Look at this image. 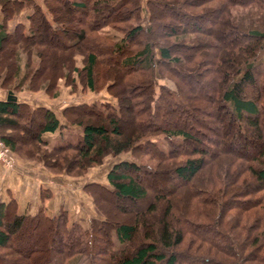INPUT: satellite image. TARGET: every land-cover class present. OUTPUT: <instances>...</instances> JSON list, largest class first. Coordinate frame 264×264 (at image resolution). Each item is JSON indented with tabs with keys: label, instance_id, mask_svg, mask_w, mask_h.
<instances>
[{
	"label": "trees",
	"instance_id": "obj_1",
	"mask_svg": "<svg viewBox=\"0 0 264 264\" xmlns=\"http://www.w3.org/2000/svg\"><path fill=\"white\" fill-rule=\"evenodd\" d=\"M192 1L145 0L142 18L140 0H0V88L13 96L22 86L54 95L62 78L91 90L106 83L116 101L114 106L96 101L64 105L60 121L41 103L4 97L0 138L9 149L72 175L126 150L154 160H118L106 171L107 184H85L95 204L101 193V198L108 194L126 200L114 206L125 213L117 222L103 210L102 218H90L83 226L68 222L64 208L48 214L39 204L32 212L19 211L12 195L0 198V264H16L18 258L26 264H264V12L238 17L228 8L238 0H206L213 7L194 15L185 7ZM253 1L264 11V0ZM23 8L27 11L19 19ZM76 9L87 13L79 15ZM66 17L78 28L59 44L52 61L53 51L37 45L36 37L39 30L49 37L68 32ZM220 22L228 24L222 35L235 31L237 37L224 49L217 47L214 57L213 51L205 56L198 50L203 39L197 34L212 30L209 36L217 41L213 32ZM75 54L82 56L80 66ZM214 62L203 82L208 91L200 87L201 96H189L187 78L194 71L204 75L206 64ZM167 73L175 88L159 86L155 94L154 80ZM209 104V115L225 122L220 135L226 145L221 147L205 135L204 129L211 128L205 116L190 114ZM125 107L135 109L134 117L126 116L127 129L119 125ZM175 108L187 110L186 118L172 120L168 114ZM56 129L52 143L42 136ZM200 135L209 143L184 150ZM157 136L167 143L165 149L152 139ZM29 137L33 141L25 142ZM167 169L182 187L156 190L154 181L166 179ZM140 171L148 178H140ZM49 192L41 187L39 198ZM135 202L142 207L128 212ZM38 245L41 250L31 257Z\"/></svg>",
	"mask_w": 264,
	"mask_h": 264
},
{
	"label": "rangeland",
	"instance_id": "obj_2",
	"mask_svg": "<svg viewBox=\"0 0 264 264\" xmlns=\"http://www.w3.org/2000/svg\"><path fill=\"white\" fill-rule=\"evenodd\" d=\"M37 2H40V0H35ZM228 2V0H226ZM240 2V4H236V5H231L228 6L229 9H231L232 14H236L238 15H242V14H246L249 13L251 14L250 17L256 16L258 13L260 12H264L263 8L258 6L257 7V3H255L253 0H238ZM141 5H142V11H141V15L142 18H144L145 14V10H144V3L145 0H140ZM194 4L193 6H185L186 9L188 11H190L192 14H198L200 12H202L203 9L205 8H210L213 7L212 3L206 0H194L192 1ZM226 2V4H227ZM27 8H23L21 10V12L18 14V18L22 19L23 18V14L26 13ZM78 12V14H86L87 10H80V9H76L75 12ZM84 11V12H82ZM70 13H72L73 16V10L69 11ZM225 16V14H221V17ZM227 17V15L225 16ZM239 17V16H238ZM67 22H69V29L68 32L66 33H61L59 35H57L56 37H49L48 35H45L44 33H42L43 31L39 30V34L36 37L38 40L37 45H43L45 46V51H47V49H51L52 54L50 57V60L53 61V58L55 59V57L57 56V51L60 48L59 44L65 41L70 40L71 38H73V34L74 31L78 28L77 23L74 22V20L71 17H66L65 18ZM196 20V19H195ZM198 23H200L202 25V27H209L210 23L206 22V21H197ZM8 24H12V19H10V22L8 20ZM228 24H226L225 22H220L219 25L216 27L217 29L220 27V29L217 31L216 28L213 32V35L216 37L217 41L212 39L209 35L211 34L212 30H209L204 36H202L203 34H197V37H202V46L199 47L198 50H200L202 54H204L205 56L210 55L209 52L213 51V57L217 54V49H224L225 45H227V42H230V39H235L237 37V34L235 31L227 33V34H223L222 35V30L226 28ZM211 29V28H210ZM44 34V36H43ZM208 35V36H207ZM205 36H207L206 38H204ZM171 42L173 41H178V37H170L169 39ZM183 41V40H182ZM175 48L179 49L178 43H175ZM214 47V49H211V47ZM219 47V48H217ZM42 48V47H41ZM217 48V49H216ZM5 51V50H4ZM182 52H186L185 48H182ZM221 55V54H220ZM75 64L77 66L81 65V61H82V56L80 54H75ZM59 61L61 62L62 59H59ZM206 61V60H205ZM212 61V60H210ZM215 64H217L216 62L213 63H209L206 64L208 69L206 70V67L204 68L206 70V73L204 75H202V73H198L196 71H194V73L191 74L190 78H187L188 83L186 86V92L189 93V96L191 97H196V96H201L202 92L199 91L200 87H203L204 84V80L207 79L205 75L209 74V72L211 71V68L214 69ZM210 65V66H209ZM212 65V67H211ZM204 67V66H202ZM203 69V68H202ZM202 69H198V71H201ZM174 70V69H173ZM172 72V71H171ZM173 73V72H172ZM199 74V75H198ZM204 76V77H203ZM110 77V76H109ZM202 78H204L202 80ZM14 81V80H13ZM77 81V80H76ZM75 81V85L72 84H68L65 83L64 80L62 78H59L57 80V89H56V93L54 95H48L46 94V91L43 88H38V89H29L25 86L16 88L14 90V99L17 96L20 97H30L32 102L31 104L34 105V103H46L48 104L45 105L46 107H49L50 109L53 110V112L56 114L57 118L60 121H64L63 116L61 115V108L64 105L67 104H73L76 102H92V101H96V102H106L109 103L110 105H115V97L109 93L106 89V83L99 85V88L96 90H91L87 87H85L82 83L80 82H76ZM154 83V92L155 94L159 93V86H163L169 89H174V81L171 74L167 73L162 77H157ZM119 86V85H118ZM122 89L120 87L116 86V89ZM2 89V88H1ZM203 92H207L208 89L207 87H203ZM10 90V89H7ZM7 90L2 89L3 91V97L6 96ZM141 92H139L140 95L144 94L143 90H140ZM12 92V91H11ZM49 93H52V90L49 91ZM203 98V97H202ZM139 102H141V100H139ZM30 104V103H29ZM30 104V105H31ZM44 105V104H43ZM211 104H209V106H207L205 108V106L203 107V112L205 113L203 115V112H201V110L199 112H195V111H191V115L193 117H200V116H205V120L206 123L208 124L209 127L208 129H204V133L208 138H214V140H216L213 144L215 146H224L226 145V140H224V138L221 137L220 133L221 131L224 129L225 127V122H218L216 121V119L209 115V111L208 108H210ZM143 108V107H142ZM141 108V109H142ZM139 109V111H137L136 113H140L142 112V110ZM126 110V111H125ZM123 110V120H121L122 122L119 123V125L124 128L127 129V122H126V116L128 117L132 114V117H134V110H131L130 107V111L128 109ZM208 113H207V112ZM187 110H183L182 108H175L173 109L168 116L174 120V119H181V118H186L187 116ZM124 121V123H123ZM189 121V120H188ZM189 124V122H188ZM190 124H193V129H196L197 131L199 130V126L196 125V122L194 120H192V122H190ZM195 125V126H194ZM198 126V127H197ZM72 128H74L72 126ZM63 130L62 132H66L67 129H61ZM75 130V129H73ZM264 130V129H263ZM56 133L59 131L58 129L55 130ZM53 131V132H55ZM195 131L193 132L195 135V137H197L198 132ZM51 132V133H53ZM264 132V131H263ZM43 137H45L42 134ZM58 137V135L56 136H52V137H45L47 139H49V142L52 143L56 138ZM159 138L156 137H152V139H155L158 143V145L162 148L165 149L167 147V143L165 141L162 140L161 136H157ZM33 137H29L28 139H26L27 141L25 142H31L33 141L32 139ZM198 142L191 144V142L187 143V146L185 147L184 150H188L190 149L191 146H195V147H204V143H209V141L205 138H203V136L200 135V137H198ZM206 147V146H205ZM253 147V146H252ZM255 148V147H253ZM181 150V149H180ZM13 153V152H12ZM14 155V161L11 165H6L0 162V164L2 165L3 168H5V170L7 171H14V176L16 178V176H18L19 179H24L26 176V179L31 180L33 182V187H32V191H33V195H38L39 198V191L40 188H44L49 190L50 194L48 195V197L43 198L42 200L39 198V200H41V202L45 199H47L49 206H51V209H55L56 210L61 207L64 208L66 210L67 213V218H68V222L70 221H77L79 222L81 225L83 226H88L89 224V219L90 218H102L103 217V213L101 211H106L108 218L110 219L111 222H117L119 221V219L125 218V213L124 212H119L116 209H114L115 205H122L125 204L126 205V200H119L116 198H111L108 194H104L102 195V198L100 197V195L102 194H98V196H96L97 202H98V206H96V204L93 202L92 200V195L87 192L86 190H84V186L86 183H88L89 181H96L102 184H107V179L105 177L106 171L107 169L116 161L118 160H122V159H127V160H135L136 162H150L153 163L154 160L147 155V153H143L138 152L136 157L131 155V153L126 150V151H122L119 152L115 155H111V154H107L105 155L101 161L98 164H94V165H90L88 167H86V169L81 172V174H76V175H72V174H67L64 170L62 169H56V170H52V169H48L47 167H45L41 162L36 161V160H28V159H24L27 160L25 161L27 165H23L20 169V172L18 171L17 173L14 170L15 165H17L16 161V155L13 153ZM19 158V157H18ZM22 159V158H20ZM156 168L158 170L163 169V165H159L156 166ZM164 168H166L164 166ZM167 172L165 173L167 175V178H161L157 181H154V184L157 183L156 185H154V188L156 190L159 189H167L170 188V186H177V188L182 187L181 185H177L178 183H182L180 182V179L176 178L174 176V174L172 173H168V169L166 170ZM168 173V174H167ZM16 174V175H15ZM138 175L140 178H142L143 176L147 177L145 172L140 171L138 172ZM148 178V177H147ZM7 183V184H6ZM185 184V183H183ZM190 184H193V181L190 182ZM5 185L11 187L10 182H0V198L2 199H7L8 195H12L16 201L17 198L15 196V190L13 188H11L12 190L9 191L6 190ZM188 185V184H185ZM187 187V186H185ZM155 191V190H154ZM4 194H7V196L5 197ZM257 194V193H255ZM150 195V194H149ZM179 196V195H178ZM30 200L32 197H29ZM36 198V197H34ZM17 205H18V201H17ZM43 206V204H40ZM251 205V204H249ZM46 206V207H49ZM124 206V205H122ZM142 207L141 202H135L131 207L127 208L129 211L128 212H134L137 211L139 208ZM44 208V206H43ZM19 209V207H18ZM19 211H26L25 209L23 210H19ZM45 211V210H44ZM30 212V211H28ZM52 212V213H55ZM52 213H48V214H52ZM127 215V214H126ZM61 234V233H60ZM59 236V233L56 235H53V240L54 242H56V237ZM11 240L15 239V235L11 236ZM26 239L24 238V236H21V239ZM41 246H35V251L33 252V254H31V257L36 255V253L38 252L37 250H41ZM61 248L63 249V245L61 244ZM16 264H26V262L24 260H21L20 258H18V261H16Z\"/></svg>",
	"mask_w": 264,
	"mask_h": 264
},
{
	"label": "crops",
	"instance_id": "obj_3",
	"mask_svg": "<svg viewBox=\"0 0 264 264\" xmlns=\"http://www.w3.org/2000/svg\"><path fill=\"white\" fill-rule=\"evenodd\" d=\"M10 22V20H9ZM10 25V24H9ZM4 98L3 97V91L2 89L0 88V99ZM18 100H23V101H27L28 103L31 104L32 100L30 97H20V96H17L16 97ZM41 104H44V105H47L46 103H42V102H39ZM39 103H34L35 104H39ZM32 105V104H31ZM43 135L45 137H52V136H56L57 133L56 131L51 133V132H45L43 133ZM27 160H24V159H20L18 157H16V163L17 165H15L14 167V170L15 172L17 173L18 171L20 172V169L23 165H27L26 162ZM29 162V161H27ZM16 175V174H15ZM3 181V182H7L9 181L10 182V185L11 187L5 185L6 187V190H9L11 191L13 188L16 192H15V196L17 198V201H18V207H19V210H23L25 209L26 211H34L36 209V207L39 205V204H43L44 206V210L46 213H52V212H55V209H51V206H49L48 204V201L47 199L43 200L41 202V200H39L38 198V195H33V191H32V187H33V182L31 180H28L26 179V176L24 179H19L18 176H14V171H7L5 170V168L2 167V165L0 164V182ZM7 184V183H6ZM5 197L7 196V194H4ZM31 200L29 197H32ZM36 197V198H34ZM46 206H49V207H46Z\"/></svg>",
	"mask_w": 264,
	"mask_h": 264
},
{
	"label": "built area",
	"instance_id": "obj_4",
	"mask_svg": "<svg viewBox=\"0 0 264 264\" xmlns=\"http://www.w3.org/2000/svg\"><path fill=\"white\" fill-rule=\"evenodd\" d=\"M14 161V155L9 147L0 138V162L11 165Z\"/></svg>",
	"mask_w": 264,
	"mask_h": 264
},
{
	"label": "water",
	"instance_id": "obj_5",
	"mask_svg": "<svg viewBox=\"0 0 264 264\" xmlns=\"http://www.w3.org/2000/svg\"><path fill=\"white\" fill-rule=\"evenodd\" d=\"M5 98H6V99H10V98L14 99V97L12 96V92H11V90H7V93H6Z\"/></svg>",
	"mask_w": 264,
	"mask_h": 264
}]
</instances>
